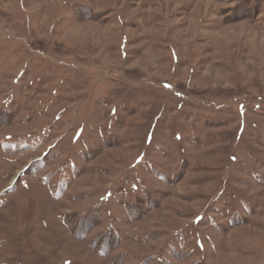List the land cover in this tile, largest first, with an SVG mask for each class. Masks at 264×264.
Instances as JSON below:
<instances>
[{
	"label": "rangeland",
	"instance_id": "obj_1",
	"mask_svg": "<svg viewBox=\"0 0 264 264\" xmlns=\"http://www.w3.org/2000/svg\"><path fill=\"white\" fill-rule=\"evenodd\" d=\"M0 264H264V0H0Z\"/></svg>",
	"mask_w": 264,
	"mask_h": 264
}]
</instances>
